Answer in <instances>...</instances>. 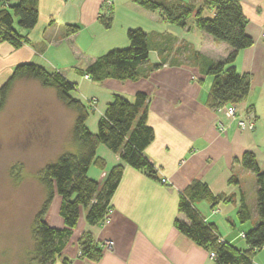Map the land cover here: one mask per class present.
Here are the masks:
<instances>
[{"label":"crops","instance_id":"1","mask_svg":"<svg viewBox=\"0 0 264 264\" xmlns=\"http://www.w3.org/2000/svg\"><path fill=\"white\" fill-rule=\"evenodd\" d=\"M240 1L248 20L246 32L253 44L239 51L233 63L239 73L251 76L250 92L237 109L240 118L253 122L252 129L240 130L235 120L206 103L212 77L203 69L209 62L223 59L229 47L198 29L170 25L158 12L140 9L133 0H38L34 28H17L26 42L14 48L0 40V87L18 64L36 63L59 69L76 83L77 97L95 98L96 122L89 123V117L86 120L92 132L114 93L129 100L137 92L149 96L147 124L154 137L143 153L154 165L158 180L125 165L110 201L109 222L90 226L85 213L79 214L77 224L82 230L63 249L67 264H217L208 250L174 226L176 218L184 219L178 212L180 193L194 180L205 182L214 195L228 198L216 205L208 200L197 202L199 214L214 224L223 241L246 248L242 235L257 219L255 176L233 161L249 151L258 166L264 167L262 129L256 128V106L251 97L256 89L254 71L264 83V0ZM109 12L112 23L106 28L99 16ZM67 25H77L79 30L66 36ZM129 28H141L149 35L148 60L139 68L146 76L136 81L106 79L98 83L78 74L77 69H84L105 52L127 47ZM156 63L160 66L153 68ZM23 80L26 79L15 83ZM96 155L103 159L104 171L120 162L119 156L102 144ZM104 171L93 165L88 176L102 181ZM232 175H236L237 184L229 183ZM241 192L252 212V219L242 224L236 216ZM45 216L48 224L63 227L60 221L49 223L51 214ZM86 232L99 246L102 241L111 240L112 248L100 246V257L87 262L79 256L78 249L79 238ZM251 264H264V247L253 253Z\"/></svg>","mask_w":264,"mask_h":264},{"label":"trees","instance_id":"2","mask_svg":"<svg viewBox=\"0 0 264 264\" xmlns=\"http://www.w3.org/2000/svg\"><path fill=\"white\" fill-rule=\"evenodd\" d=\"M0 0V40L12 47H20L26 42L17 28L29 31L34 28L38 19V0ZM143 10L158 12L160 18L179 28H195L210 35L215 41L229 47L226 56L221 60L206 64L203 72L212 77L206 103L212 109L234 105L244 101L250 92L251 76L239 73L234 61L238 52L250 47L253 38L246 32L248 20L243 12L240 0H133ZM211 12V14H209ZM17 22V28L14 27ZM104 27L109 28L112 15L99 16ZM79 30L77 25H67L64 35L70 36ZM128 46L111 49L94 61L77 69L78 74L90 80L102 83L106 79L119 81H136L146 74L140 71V65L148 60L149 35L141 28H129L126 32ZM160 63L153 65V68ZM37 80L41 86L53 88L57 99L75 112L72 127V139L78 146L76 153H64L58 160L43 169L42 183L50 190L47 200L36 213L33 220L35 239V264H53L63 256L72 231L77 225L80 207L84 208L88 225H102L111 211L110 201L122 177L124 166H130L144 172L152 179L158 180L154 165L144 155V149L152 141L154 134L147 124L148 99L144 92H137L133 100L114 93L106 104L102 115L97 120L95 132L89 130L86 120L89 111L94 109L76 95V83L69 80L61 70L48 69L36 63H22L15 66L10 77L0 87V112L14 83L19 79ZM106 146L119 156L120 162L105 170L103 159L96 155L98 145ZM239 162L241 167L255 176L256 222L243 233L246 248L240 249L223 241L212 223L206 222L199 214L195 204L208 200L216 205L220 200H228L221 195H214L208 185L194 180L180 193L178 212L184 219L176 218L175 228L192 240L196 245L215 254L217 264H251L253 253L264 247V167L260 168L252 152L246 151ZM91 165L105 172L102 181L88 176ZM229 183L237 184L236 175ZM56 187L62 198L60 215L63 227L50 226L44 216ZM237 220L245 223L252 219V212L241 192L238 199ZM100 246L103 247L100 243ZM98 242L89 232L84 233L78 241L79 256L87 262L97 260L102 252Z\"/></svg>","mask_w":264,"mask_h":264},{"label":"rangeland","instance_id":"3","mask_svg":"<svg viewBox=\"0 0 264 264\" xmlns=\"http://www.w3.org/2000/svg\"><path fill=\"white\" fill-rule=\"evenodd\" d=\"M254 80L256 89L251 97L256 106V128L262 129L264 141V83L256 71ZM82 101L86 104L85 99ZM4 107L0 112V264H35L33 220L50 193L40 179L41 173L62 154L78 151L72 139L75 112L57 99L53 88L27 79L15 83ZM97 114L95 109L89 111V123ZM52 193L46 211L51 214L49 223L63 224L62 198L55 184ZM84 213L80 207L79 214ZM80 230L77 224L70 242ZM61 263L57 258L53 264Z\"/></svg>","mask_w":264,"mask_h":264},{"label":"built area","instance_id":"4","mask_svg":"<svg viewBox=\"0 0 264 264\" xmlns=\"http://www.w3.org/2000/svg\"><path fill=\"white\" fill-rule=\"evenodd\" d=\"M87 77V76H86ZM89 102L92 106H94L95 103V98H91L89 99ZM219 111L223 112L224 115L231 119V120H235L237 123V127L240 130H244V129H252L253 128V122L249 119H244V118H240L239 113H238V109L237 106L234 105H230V106H225L222 108L218 109ZM220 128H223V125L219 124ZM162 183H166L165 179H161ZM109 222V214L107 215V217H105V219L102 222V225H106ZM101 245L104 248H112L113 246V242L111 240H104L101 242ZM210 257L214 259L215 254L213 252H210Z\"/></svg>","mask_w":264,"mask_h":264}]
</instances>
